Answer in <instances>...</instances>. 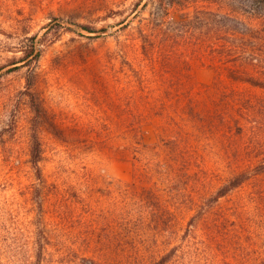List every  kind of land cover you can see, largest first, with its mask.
<instances>
[{
  "label": "rangeland",
  "instance_id": "374dc122",
  "mask_svg": "<svg viewBox=\"0 0 264 264\" xmlns=\"http://www.w3.org/2000/svg\"><path fill=\"white\" fill-rule=\"evenodd\" d=\"M137 1L0 0V65H7L0 72V264H33L40 243H48L44 251L47 264L61 258L66 246L74 251V261L82 253L90 255L84 250L86 242L79 239L85 233L83 225L101 224L98 216L103 209L110 217L117 207L127 215L138 201L128 191L156 187L163 199L176 200L160 172L159 162L171 160L159 138L163 121L158 117L133 119L132 113L145 115L149 107L133 100L129 66L124 60L112 65L109 57L118 48L117 38L125 34L113 25L126 16L133 19L146 2L133 12ZM151 10L150 4L140 17H149ZM181 15L176 10L171 17L178 20ZM140 17L132 26H137ZM80 25L106 28V32H88ZM33 36L41 41V56L33 68L9 65L23 54ZM257 52L263 57L259 65L264 67V47ZM34 67L31 91L44 109L39 119L41 178L30 163L34 112L27 95V76ZM215 76L216 69L196 66L193 81L200 87L210 85ZM223 77L231 81L229 73ZM259 85L244 83L238 93L244 99L241 112L252 97L254 121L264 130V84ZM208 102L209 117L216 110L211 98ZM134 126L140 127L141 137L132 136ZM185 130L187 149L201 153L206 166L213 165L219 175L227 177L230 168L224 162V140L215 134L214 125L205 128L191 123ZM156 145L159 149L147 148ZM209 185H196V189L207 191ZM263 193L264 180H253L221 205L228 207L242 198L247 206L260 207Z\"/></svg>",
  "mask_w": 264,
  "mask_h": 264
},
{
  "label": "trees",
  "instance_id": "16d2710c",
  "mask_svg": "<svg viewBox=\"0 0 264 264\" xmlns=\"http://www.w3.org/2000/svg\"><path fill=\"white\" fill-rule=\"evenodd\" d=\"M143 1L138 0L132 11ZM150 4V16L140 17ZM176 10L182 12L178 20L171 17ZM139 17L137 26H132ZM113 26H120L125 34L123 39L117 38L118 48L109 54L111 64L124 60L133 73V100L149 107L145 115L132 113L133 119L158 117L163 121L159 138L161 146L170 151L171 160L159 162L160 172L176 200L163 199L156 187L128 191L138 201L127 215L117 207L110 217L103 209L98 216L101 224L83 225L85 235L80 234L79 239L86 242L84 250L90 255L82 253L74 261V251L66 246L61 258L51 263L264 264V204L251 207L240 198L228 207L221 205L246 183L264 180V130L254 121L252 97L247 98V107L241 112L244 99L238 93L244 83L264 84V67L259 65L263 57L257 52L264 47V0H146L133 19L126 16ZM80 27L106 32V28ZM29 41L23 54L9 65L33 68L41 56V41L34 36ZM6 66L0 65V72ZM196 66L216 69L210 85L200 87L193 81ZM36 70L34 67L27 76V95L34 112L30 163L41 178L39 119L44 109L31 91ZM225 73L231 81L225 80ZM209 98L216 111L208 117ZM191 123L205 128L214 125L215 134L224 140V162L230 168L227 177L219 175L213 165L206 166L201 153L187 149L185 128ZM130 131L134 138L141 137L140 127ZM157 146L147 148L153 151L159 149ZM222 179L224 182L216 186ZM183 182L185 186H181ZM207 184V191L196 189V185ZM190 189H196L199 197L190 194ZM261 199L264 203V193ZM46 245L40 243L33 264L49 263Z\"/></svg>",
  "mask_w": 264,
  "mask_h": 264
}]
</instances>
